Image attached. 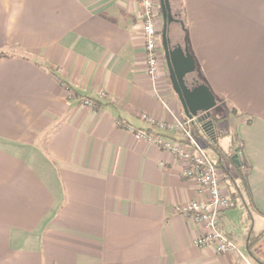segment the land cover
Masks as SVG:
<instances>
[{
	"label": "crops",
	"instance_id": "crops-1",
	"mask_svg": "<svg viewBox=\"0 0 264 264\" xmlns=\"http://www.w3.org/2000/svg\"><path fill=\"white\" fill-rule=\"evenodd\" d=\"M177 2L170 37L185 36L199 79L235 111L254 208L250 222L234 207L218 225L238 252L195 244L200 227L173 208L206 193L116 124L184 117L163 60L156 81L146 72L139 5L0 0V264H258L246 237L264 231V0Z\"/></svg>",
	"mask_w": 264,
	"mask_h": 264
},
{
	"label": "built area",
	"instance_id": "built-area-1",
	"mask_svg": "<svg viewBox=\"0 0 264 264\" xmlns=\"http://www.w3.org/2000/svg\"><path fill=\"white\" fill-rule=\"evenodd\" d=\"M131 1L140 7L146 72L153 81H156L159 73L158 49H161V38L155 0ZM84 103L93 106V103L87 99ZM140 119L148 125L147 129L133 130L130 125L120 121H116V124L132 131L137 140H145L170 152L183 164L181 176L193 180L199 189L206 193L205 198L177 204L173 208L175 213L189 217L200 227L201 233L195 239V244L204 248L213 247L221 254L238 252L236 244L218 225L219 215L230 207V201L221 190L222 171L214 164V160L207 156L205 148L193 133L192 123L197 122L196 119L174 117L171 122L166 123L156 121L147 114H141ZM152 127H156L161 133L152 131Z\"/></svg>",
	"mask_w": 264,
	"mask_h": 264
},
{
	"label": "water",
	"instance_id": "water-1",
	"mask_svg": "<svg viewBox=\"0 0 264 264\" xmlns=\"http://www.w3.org/2000/svg\"><path fill=\"white\" fill-rule=\"evenodd\" d=\"M158 4L162 21L160 46L172 90L179 100L184 116L195 118L205 136H212V141L216 143L214 124L213 120L209 119V111L216 106L217 97L199 79L195 60L187 47L185 36L183 37V47H171L169 25L173 18L169 0H158ZM174 21L178 22V20ZM180 24L183 25L182 22ZM188 77L190 80H188ZM209 129L211 130L210 132ZM232 159L236 163L238 162L236 154L232 155Z\"/></svg>",
	"mask_w": 264,
	"mask_h": 264
},
{
	"label": "trees",
	"instance_id": "trees-1",
	"mask_svg": "<svg viewBox=\"0 0 264 264\" xmlns=\"http://www.w3.org/2000/svg\"><path fill=\"white\" fill-rule=\"evenodd\" d=\"M158 16H161L160 10H158ZM161 30L159 29V34ZM184 34L187 37V29L186 26L184 28ZM161 47V46H160ZM3 56V53H0V57ZM232 113H235L232 110ZM185 118V116H184ZM219 121L218 118L214 117V126ZM192 129L196 132V137H200L215 153L217 158L214 160V164L219 167L222 171V180L225 183L227 193L225 195L228 197L230 201V207L228 209H232L234 207H245L247 210V215L250 220H252L251 210L253 207L250 199V190L247 183V173L248 166L245 160L241 157L240 152L242 151L241 142L237 140V146L231 153H226L217 143H214L209 137L205 136V134L201 131L199 124L197 122L192 123ZM224 135V134H223ZM215 138L216 133L214 132ZM237 155L238 162L236 163L234 159H232V155ZM223 156L229 160L232 164L233 171L228 170L223 163ZM227 209V210H228ZM262 236V232L254 233L252 228L249 229L247 233V249L251 251V249L258 243L259 239ZM251 253V252H250ZM256 258V257H255ZM258 264H264V261L256 258Z\"/></svg>",
	"mask_w": 264,
	"mask_h": 264
},
{
	"label": "rangeland",
	"instance_id": "rangeland-1",
	"mask_svg": "<svg viewBox=\"0 0 264 264\" xmlns=\"http://www.w3.org/2000/svg\"><path fill=\"white\" fill-rule=\"evenodd\" d=\"M173 2H174V7L176 8L175 11L177 13H179V5L177 4L178 3L177 0H173ZM158 10H160L158 0H155V11H158ZM158 27L161 30V27H162L161 16H159V19H158ZM158 59L163 60L162 71H163L164 83L167 85V90L172 94V98L174 100H177L176 94L172 90L170 81L168 79L167 68L165 66L163 53H162L161 49H158ZM209 113H210L209 119L213 120V124H214V117L219 119L217 124L214 126V132L216 133V136L219 137L218 138L219 146L224 148L223 150L226 153H231L232 150H234L237 146V140L235 139V136H233V131L235 129V126H234L235 125V122H234L235 119L231 113V107L227 103L219 102L218 104H216V106H214L209 111ZM180 118H181V116H180ZM193 133L196 134V132L194 130H193ZM198 140L200 141V143L205 148L207 156L211 160H215L217 158L216 153L202 139H200V137H198ZM226 148H227V150H225ZM222 164H224V166L228 170H230L231 172L233 171L232 164L229 162L228 159L225 158V156H223V163ZM240 214H242V213H240ZM234 220H235V222H234L235 225H237L238 229H240L242 224H243L242 221L243 220L245 221V216H244V214L239 215V213H238V215H235ZM248 220H249V222L251 221L249 218H248ZM255 221H256L255 222L256 230H259L261 228V224H260L261 221L258 220L257 218L255 219ZM262 223L264 224V221H262ZM259 247H261L262 252H261V254L258 253V255H257V253L255 251H256V248H259ZM250 252L257 259H259V260H261V258L264 259V231L262 232V236L259 239L258 243L251 249Z\"/></svg>",
	"mask_w": 264,
	"mask_h": 264
},
{
	"label": "flooded vegetation",
	"instance_id": "flooded-vegetation-1",
	"mask_svg": "<svg viewBox=\"0 0 264 264\" xmlns=\"http://www.w3.org/2000/svg\"><path fill=\"white\" fill-rule=\"evenodd\" d=\"M169 5H170V3H169ZM170 9H171V6H170ZM171 16H172V18H173V21L171 22V23H176L174 20H177L178 18H177V14H175V13H173L172 12V9H171ZM179 21V20H178ZM170 42H171V47L172 48H175V47H178V46H181V47H183V43H182V41L181 40H175V39H173V38H171L170 37ZM188 80H190V78L188 77ZM211 130L209 129V132H210ZM211 137L212 136H210L209 138L211 139ZM212 140V139H211Z\"/></svg>",
	"mask_w": 264,
	"mask_h": 264
}]
</instances>
